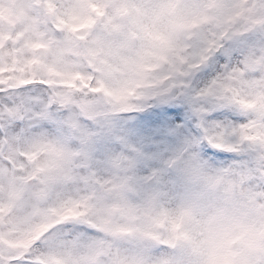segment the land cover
Returning <instances> with one entry per match:
<instances>
[{"label": "snow or ice", "instance_id": "snow-or-ice-1", "mask_svg": "<svg viewBox=\"0 0 264 264\" xmlns=\"http://www.w3.org/2000/svg\"><path fill=\"white\" fill-rule=\"evenodd\" d=\"M0 264H264V0H0Z\"/></svg>", "mask_w": 264, "mask_h": 264}]
</instances>
